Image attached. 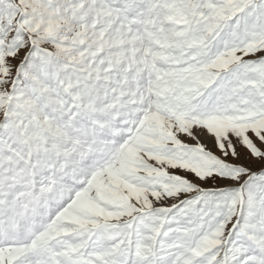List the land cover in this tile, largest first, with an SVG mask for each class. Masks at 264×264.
Masks as SVG:
<instances>
[{
  "label": "snow or ice",
  "instance_id": "1",
  "mask_svg": "<svg viewBox=\"0 0 264 264\" xmlns=\"http://www.w3.org/2000/svg\"><path fill=\"white\" fill-rule=\"evenodd\" d=\"M0 264H264V0H0Z\"/></svg>",
  "mask_w": 264,
  "mask_h": 264
}]
</instances>
